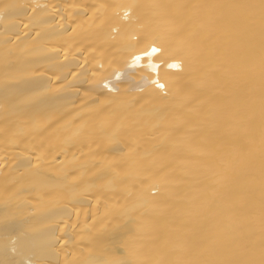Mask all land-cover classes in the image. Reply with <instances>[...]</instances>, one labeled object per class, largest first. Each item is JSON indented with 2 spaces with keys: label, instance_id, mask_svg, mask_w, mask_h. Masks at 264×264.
<instances>
[{
  "label": "bare ground",
  "instance_id": "1",
  "mask_svg": "<svg viewBox=\"0 0 264 264\" xmlns=\"http://www.w3.org/2000/svg\"><path fill=\"white\" fill-rule=\"evenodd\" d=\"M0 264H264V0H0Z\"/></svg>",
  "mask_w": 264,
  "mask_h": 264
}]
</instances>
